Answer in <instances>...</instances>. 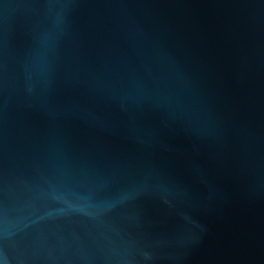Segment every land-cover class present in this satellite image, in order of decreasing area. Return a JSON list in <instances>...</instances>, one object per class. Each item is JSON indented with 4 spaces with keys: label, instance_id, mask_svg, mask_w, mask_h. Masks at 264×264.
<instances>
[{
    "label": "water",
    "instance_id": "water-1",
    "mask_svg": "<svg viewBox=\"0 0 264 264\" xmlns=\"http://www.w3.org/2000/svg\"><path fill=\"white\" fill-rule=\"evenodd\" d=\"M0 264H264V0H0Z\"/></svg>",
    "mask_w": 264,
    "mask_h": 264
}]
</instances>
